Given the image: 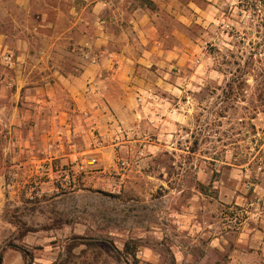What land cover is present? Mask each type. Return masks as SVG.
Returning <instances> with one entry per match:
<instances>
[{
	"label": "rangeland",
	"instance_id": "obj_1",
	"mask_svg": "<svg viewBox=\"0 0 264 264\" xmlns=\"http://www.w3.org/2000/svg\"><path fill=\"white\" fill-rule=\"evenodd\" d=\"M150 1L0 0V94L66 107L0 113V264H264V0Z\"/></svg>",
	"mask_w": 264,
	"mask_h": 264
},
{
	"label": "crops",
	"instance_id": "obj_2",
	"mask_svg": "<svg viewBox=\"0 0 264 264\" xmlns=\"http://www.w3.org/2000/svg\"><path fill=\"white\" fill-rule=\"evenodd\" d=\"M4 37L5 34H2ZM7 44V41H6ZM155 47L152 48V53H158L157 50L162 52L163 42L154 41ZM9 46V45H8ZM9 54V53H8ZM6 55L3 57L5 58ZM2 57V58H3ZM3 58V59H4ZM5 62V60H4ZM17 65V64H16ZM97 74V66L95 64H90L86 67L85 71L80 75V77H76V80L73 81V84L70 85L68 91L70 93V97L75 102V110L77 109H86L92 110L95 102V85H90ZM20 80H18L19 82ZM90 85V86H88ZM48 87H31V86H22L19 89H16L15 92L8 94V96H4L5 94H0V113L2 111L7 110L6 117L3 119L6 127L10 130V133H20L21 129L18 128L17 125L20 124L21 118L18 116V111H22L23 113V123L26 124L24 129V136L27 139L33 138L35 131H40L39 118L43 112L49 111L52 109L53 116L49 118V122L56 123V118L63 119V114H65L63 109L66 107L62 103V96L65 93L63 90H48ZM26 90V91H25ZM23 92V93H22ZM22 95V96H21ZM8 97L9 103L4 105L3 98ZM19 99H22V103H19ZM0 117V121H1ZM1 123V122H0ZM35 124L36 127H33ZM54 130V128H53ZM51 133V132H50ZM45 133H42L41 138L42 141H45Z\"/></svg>",
	"mask_w": 264,
	"mask_h": 264
},
{
	"label": "trees",
	"instance_id": "obj_3",
	"mask_svg": "<svg viewBox=\"0 0 264 264\" xmlns=\"http://www.w3.org/2000/svg\"><path fill=\"white\" fill-rule=\"evenodd\" d=\"M147 1H148L149 5L151 6L152 5V1H150V0H147ZM87 244L88 245H92V243H87ZM124 254H125L126 258H129V256L132 257V262L134 264H139V262H138V260L136 258V255L131 253L130 247H129L128 244L125 245ZM23 255L25 257H27V256L30 257V255L26 251H23ZM61 264H67V259H66V261L62 262Z\"/></svg>",
	"mask_w": 264,
	"mask_h": 264
},
{
	"label": "built area",
	"instance_id": "obj_4",
	"mask_svg": "<svg viewBox=\"0 0 264 264\" xmlns=\"http://www.w3.org/2000/svg\"><path fill=\"white\" fill-rule=\"evenodd\" d=\"M5 62L11 66L16 65L18 62L12 53H9L4 58ZM142 99H140L141 101ZM1 194V193H0Z\"/></svg>",
	"mask_w": 264,
	"mask_h": 264
}]
</instances>
